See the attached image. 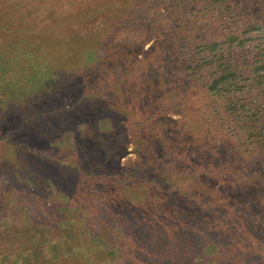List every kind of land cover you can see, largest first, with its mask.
I'll return each instance as SVG.
<instances>
[{
    "label": "trees",
    "instance_id": "obj_1",
    "mask_svg": "<svg viewBox=\"0 0 264 264\" xmlns=\"http://www.w3.org/2000/svg\"><path fill=\"white\" fill-rule=\"evenodd\" d=\"M54 1L60 11V33L47 42L32 40L34 38L30 35L33 29L30 23L36 18L32 11L35 16L23 22L24 26L28 25L29 36L26 47L21 44L24 49L18 51L22 53V57L15 60L18 55L5 54L4 64H8L9 69L11 64L14 71H35L42 68L43 62L55 54L58 70L55 73L56 80L52 83L54 88L70 90L76 100L75 105L80 107L83 100L81 89L89 85L92 91L86 98L90 101V108L86 110L85 107L86 111L75 117L76 125L70 120L72 115L60 119L61 115L65 114L64 103L47 111L27 110L23 119L28 122L23 127L27 128L28 133L39 141L40 137L60 139L67 132H72L73 141L62 150L73 152L77 147L81 148L79 145L84 138L81 133H88L91 126L97 129L96 121L104 113L106 116L112 113L125 119L130 116L127 112L135 107L133 100L139 89L137 86L132 87L130 91L123 88L124 83L137 76L143 83L140 98L158 105L160 109L156 112L180 103L176 107L180 117L168 118L169 126L164 130L168 131L172 144H180L187 139L192 141L190 144L193 145L189 148L198 154L193 156L196 157L202 172L207 176L219 171H222V175H227L224 170L229 164L239 167L244 165L241 166L243 168L240 167L242 173L235 175L239 180L238 185L244 187L241 189L243 194L239 196L236 205L222 208V212L217 213L214 219L210 218V221L204 217L197 216L200 220L192 218L195 221L186 217L185 224L175 226L173 219L167 215L170 209L167 204H171V209H179L177 212L180 217L191 211L172 200L158 201L152 195L149 196L146 191L148 185L168 181L177 185L175 180H189L197 176V173L200 174V171L193 176L177 175L175 178L157 171L128 172L108 168L104 173H99L101 179L107 177L106 179L112 180L110 184L115 181L124 187L140 186V190H145L146 193L142 195V191L130 192V195H142V198L124 208L99 196L95 200L94 211L88 213L87 210L90 209H84V205H90V201L82 200L81 191H88V185H94L92 180L89 181V177L95 176L96 171L81 166L79 162L58 161L57 158L46 161L47 159L39 156L38 159L41 157L40 159L45 161L41 166L23 168V165L20 168L10 167L0 171V181L5 180L9 174L6 186L12 187L8 191L11 194L5 201L0 197V203L7 207L0 210V220H11V213L23 210L29 222L36 221L43 209L37 206L39 203H35L34 196L41 201L47 199L53 204V208L55 205L57 207L59 203L53 191H61L63 186L66 200L75 198L78 204L71 209L72 217L69 218L65 213L61 221H57L58 224L69 222L74 232L76 223L85 220L88 222V225H85L86 231L91 236H95L99 229H104L99 217L101 220L105 219L104 223L113 226L111 230L116 235L108 232L110 238L107 239V252L100 251V247L90 246L86 239L78 237L82 242L76 241V244L82 246L86 243L85 248L90 249V253L85 254L87 259L94 261L95 254L91 252L98 251L97 255L103 260L96 262L98 258L94 261L96 263L108 264L111 256L115 257L113 260L119 262L118 264L126 261L130 264H141L155 256L159 264H197V258L204 256L199 253V249L202 241H205L208 245L216 247L215 253L209 257L211 264H256L255 255L260 256L259 250H264V0ZM22 5L21 1L15 0L12 9L15 11ZM99 17L101 24L97 30L85 34L69 33L67 30L68 22L83 19L97 21ZM37 35L42 37L40 40L44 38L42 33L37 32L33 36ZM148 43H151L147 49L149 54L142 60V65H137L135 69L129 68L127 61L143 54ZM1 44L2 42L0 48ZM16 44L20 45L19 42ZM113 60L116 62L113 63ZM15 83L17 84L14 80L12 84ZM114 86L121 89L119 95L124 99L123 108L117 106L114 109L113 105H108V97L105 104L100 101L104 100L105 92L112 93L111 88ZM56 94L60 92L44 91L43 95L52 97ZM191 94L198 95L195 101L197 105L186 104ZM108 111L110 113H106ZM39 116L48 117L43 120L45 124L41 123ZM215 132L220 136L214 135ZM4 144L7 157L11 156L13 161L19 162L14 154L19 145L15 142ZM230 145L232 146L229 147ZM167 146L172 152L181 149L169 143ZM219 147H227L226 152L219 150ZM113 151L114 147L111 145L105 149V159L108 163L115 159ZM246 167L250 172L245 170ZM15 169L20 170L23 178L26 174L32 176V184L37 186L36 189L43 190V196L39 197L33 193V189L30 190L31 194H26V189L30 188L14 175ZM184 190L181 187L180 191L187 195V200L197 198ZM195 207L200 211L199 208L212 206L209 200L200 197L195 202ZM159 219L168 223L161 225ZM29 222L28 225H20L19 222L18 228L9 221L5 224L7 229L13 228L15 236L24 231L34 237L39 234V229L31 228ZM14 223L17 225L18 222ZM220 223L226 224V228L222 229ZM244 226L249 233L252 230L255 233L259 228L263 235L244 234L241 238ZM1 234L4 241L7 235ZM233 235L241 238L242 242L248 239L250 243L247 244L258 246L259 250L250 253L238 252L241 250L238 243L232 241ZM256 238L257 241L252 243ZM2 251L0 246V252ZM232 256L235 257L231 258ZM236 257L242 259L235 261ZM257 264H264V259Z\"/></svg>",
    "mask_w": 264,
    "mask_h": 264
},
{
    "label": "rangeland",
    "instance_id": "obj_2",
    "mask_svg": "<svg viewBox=\"0 0 264 264\" xmlns=\"http://www.w3.org/2000/svg\"><path fill=\"white\" fill-rule=\"evenodd\" d=\"M14 1L15 0H0V42H2L0 48L1 172L6 170V168H20V166L23 165H25L23 168H28L30 166L33 167V165L41 166L45 161H42L40 159L41 157L38 159L39 156L47 159L46 161L50 158H57L58 161L71 160L75 163L79 162L81 166L88 167L90 170L94 169L97 173L95 176L89 177V181L92 180L94 185H88L90 187L88 191H81L82 200L90 201V205H84L86 207H84V209H90V211L87 210L88 213H92V211H94L95 200L99 196L106 198L107 200H112L115 205H121L122 207H120L124 208L133 203L136 199H141L142 195L147 191L149 196L152 195V197L158 201L172 200L181 207L191 211L187 212L188 214H185V216L180 217L179 212H177L179 209H171V204H167L170 208L167 215L169 218L173 219V224L175 226L185 224L187 221L186 217L191 219L195 217L197 219H199L198 217H204L205 220L209 219L210 221V218L214 219L217 213L220 214L222 212V208L228 207L232 204L236 205L238 203L239 196L243 194L241 189L244 187L238 185L239 180L235 175L242 173V171H240V167L244 165L239 167V165L231 166L229 164L227 169L225 168L224 170V172H227V175H222V171H219V169L217 170L219 172L210 174L209 176L202 172L199 169L196 157L193 156L198 154L193 152L194 150H192V148H189V146L193 145L190 144L192 141L189 142L190 139H187L186 142L172 144L169 139L168 131L164 130L167 126H169L167 120L168 118L180 117V113L176 108L180 103L177 102V104H174L171 108L165 107L164 109L162 108L163 110L161 109L159 113L156 112L159 108L158 105L149 100L140 98L143 90H141L143 83L137 76H134L132 80L124 83L123 88V90L130 91V89H133L132 87L137 86V89H139L138 95L133 100L135 107L127 112L130 116L127 117V115H125L127 117V119H125L112 113L109 116H106L104 113L96 121L98 126L97 129H94L93 126H91V130H89L88 133H81L84 137L79 145L81 148L77 147L78 149L73 150V152L62 150L64 147H68L73 141L72 132H67L60 139H46L44 137H40L39 141L33 137L31 133H28L27 128L23 127L28 122L23 119L27 115L25 111H47L49 108L52 109V107H60L64 103L66 107L64 110L65 114H62L60 119L69 118L72 115L73 117L70 118V120L71 122H74L75 119H77L75 118L77 115H80V113H83V111L90 108V101L86 97L92 89L90 90L89 85H86L81 89L83 100L82 105L80 104L79 107L75 105L76 100L72 96L73 94L70 90L66 91L61 90L58 87L54 88V84L52 83L53 80H56L55 73L58 70V60L55 54H52L50 59L43 62L42 68L36 69L35 71H14L11 64L10 69L8 64L5 66V54L13 55L14 53L18 55L15 60L22 57V53L20 54L18 51H22L24 47H26L25 45L28 44L27 38L29 36V34H27L28 25L24 26V23L31 17H34L35 14L36 18L32 20V23H30V27L33 29V32L30 35L31 38H34L32 40H35L36 42H47L48 40L54 39L56 37L55 35L58 32L60 33L61 30V25L58 24V15H60V11L57 7L56 1L19 0L23 5L15 11L12 9ZM32 11L35 13L34 15H32ZM100 24L101 17H99L97 21L92 19H83L71 23L68 22L66 27L69 33L85 34L91 30L99 29ZM35 32L38 34L42 33L45 39L43 38L40 40L42 37L39 35L34 37L33 35ZM17 42H19L20 45H17ZM150 46L151 43H148L143 54L137 57H131L127 61L128 67L135 69L137 65H142V60H144L149 54L147 49H149ZM114 62H116V60H113V63ZM13 79L17 82V84H12L14 83ZM46 80H48V83H46ZM111 90L112 93L105 92L103 94L104 100L101 99V103L105 104V99L108 97V105H113L114 109L117 106L123 108L122 104L124 103V99H121L119 95V91H121V89L114 86ZM44 91H58L60 94L50 97L48 95H43ZM197 96L191 94V96L187 98L186 104L189 106L197 105V103H195L198 99ZM85 107L86 110H84ZM106 113H110V111ZM39 118L42 120L41 123L45 124V121L43 120L48 117L39 116ZM89 124L91 123L89 122ZM73 125H76V123L74 122ZM214 135L217 137L220 136L218 132H215ZM4 142L8 144L15 142L19 145L17 150L14 152L19 159V162L13 161L11 156L10 158L7 157ZM23 143L25 145H23ZM168 143L173 147H181V149H177L178 151L172 152V149L167 146ZM232 144H234V142ZM110 145L114 147L113 156L115 159L114 161L111 160L109 161L110 163H108L105 159V149L107 147L109 148ZM231 146L232 145L229 147ZM219 148L222 152H226L225 149L227 150V147ZM159 157H161L160 160ZM108 168L128 172H143L145 170L157 171L163 172L164 174L162 175H172L175 178L177 175H180V177L187 175L193 176L198 171H200V174L197 173V176H193V178L189 180H175L177 185L172 184L171 181L165 183L163 182L157 185L151 184L148 185V190L145 191L140 190V186L138 188H134L135 185H126L124 187L117 184L115 181L110 184L111 179H106L107 177H103L101 179L99 177V173H104V171H107ZM245 170L250 172L248 167H246ZM13 173L19 180L22 179L23 182L29 186L30 189H26V194H31L30 190L33 189V193H36L39 197L43 196V190L40 188L36 189L37 186L32 184V176H28V174H26L23 178L19 169L13 170ZM2 176H4V174H2ZM5 178L8 179L9 174H7ZM6 179H2L0 181V191L3 192L2 194L0 193V197H3L4 201L10 196L11 193L8 191L12 189V187L7 188L6 185L8 183ZM244 184H246V182ZM248 186L254 187V185ZM62 187L63 186H61V191H53V195L59 203L57 207L55 205L54 208L52 206L53 204L51 205L47 199L41 201L40 198L34 196L33 199L35 200V203H39L37 206L43 209L36 221L29 222L28 219L25 218L23 210H20L17 213H11V220L5 218L0 220V240L2 242H0V246H2L3 249V251L0 252V264H94L99 262L101 259L103 260V258H100V256L97 255L98 251H95L94 253L91 252V254H95V260H98L99 258L98 261L94 262L95 260L93 261L92 259H87L85 254L90 253V249L88 250V248H85L86 243L82 246L80 244H76V241L80 238L86 239L87 242H90V246L100 247L102 248L100 251L107 252V239L110 236V231L114 234V236L116 235V233L111 230L113 226L108 225L107 222L104 223L103 221L105 219L101 220L102 218L99 217V221H102L101 223L103 224V228L106 229L104 230L101 228L98 232H96L95 236H91L86 231L85 225L87 226L88 222L85 220H82L80 223H76L77 225L74 232L70 227L69 222L58 224L57 221L59 219L61 221L62 215H65V213H67V216L71 218L73 215L71 209L78 204V201H76L75 198H73V200H66L64 196V189H62ZM181 187L185 189L184 191L189 192L191 195H195L197 198L187 200V195H184V193L182 194L180 191ZM141 191L142 195H130V192L135 193ZM200 197L204 200H209L212 207L199 208V211L195 207V202ZM146 199H148V197H146ZM50 201H52V197L50 198ZM147 203L148 201L146 200L145 204ZM6 208L7 207L4 206L3 203H0V210ZM55 215L56 217H54ZM7 221L10 223L12 222L14 227L17 228L19 222L20 225H28L29 222V226L31 228L35 227L39 229V234L32 237V234H25L23 231L21 235L15 236L14 231L12 230L13 228H6L5 223ZM14 221L18 222L17 225H15ZM158 221L161 225H166V223H168V221L163 219H159ZM10 223H8V225ZM257 225L259 226V224H255V226ZM225 226L226 224L220 223V227L222 229L226 228ZM242 231L243 235L241 238L244 237V234H248V236L257 234L263 235L259 228H257V232L255 233H253V230L250 232L253 234H250L249 230L247 232L246 226L242 228ZM1 233H5L7 235L6 238L4 237V241ZM241 238L239 239L236 235H233L231 238L233 242L238 243L240 247L239 250H241L238 252L250 253L259 250L257 249L259 248L258 246H249L247 244V242L250 243L248 239H246L245 242H242ZM254 241H257V238L256 240H252V243ZM80 242H82V240L78 241V243ZM78 246H80V248H77ZM215 251V246L208 245L207 242L202 241L199 253H203L204 256L201 259L197 258V264H211V259H209V257H211ZM259 252L260 256L257 254L255 255V257H257V260L254 261L256 264L260 263L261 260L264 259V250H259ZM234 257L235 256H232L231 258ZM154 258L155 256L150 257L146 262L141 264H159V261ZM113 259H115V257L111 258V256H109L110 262L107 261L108 264L119 263H116ZM240 259L242 258L236 257L235 261ZM244 260H246L245 256ZM122 264L130 263L126 261Z\"/></svg>",
    "mask_w": 264,
    "mask_h": 264
}]
</instances>
